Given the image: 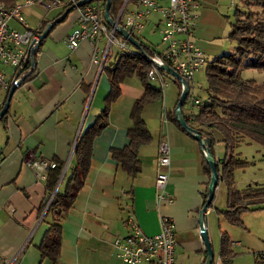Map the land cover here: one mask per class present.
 Returning <instances> with one entry per match:
<instances>
[{
    "label": "crops",
    "instance_id": "1",
    "mask_svg": "<svg viewBox=\"0 0 264 264\" xmlns=\"http://www.w3.org/2000/svg\"><path fill=\"white\" fill-rule=\"evenodd\" d=\"M199 2L194 41L206 56H218L222 53L214 40L219 39L218 28L225 23L223 0ZM67 7L45 8L39 3H23L21 10L29 26L43 31ZM78 13L76 6L70 8L48 29L39 45L35 71L15 87L7 113L0 118V264H127L114 254L111 242L115 235L128 231L126 219L129 216L147 234L158 232L161 218L169 217L174 223L176 262L202 264L206 251L199 236L198 217L201 193L209 176L203 168L199 141L166 114L173 113L179 95L164 96L163 91L160 98L143 105L141 114L152 139L139 147L140 170L133 177L112 157L110 148L122 147L128 141L126 131L132 126L130 110L144 90L135 73L122 78L120 92L110 103L106 124L93 138L88 172L72 204L60 217L61 244L56 261L40 255L38 244L51 217L49 213L45 214L46 205L40 210V204L48 196L45 187L48 168L40 170L37 163L62 162L49 201L56 190L63 189L74 165L73 149L77 138L104 105L109 83L102 68L116 53L107 57L101 67L91 62L90 45L86 40L73 49L68 47L65 37L76 25ZM150 18L145 25H150L152 31L155 30L156 15L152 14ZM7 23L17 30L24 26L13 17ZM140 41L145 43L144 37ZM145 44L151 47L149 43ZM175 80L179 92L180 81ZM150 82L162 89L160 82ZM190 82L192 88L193 79ZM5 93L6 90L0 87V105ZM191 97L184 102L189 103ZM189 108L182 109L181 106L188 119L200 107L193 106L191 115L188 114ZM212 134L214 146L217 143L223 145L221 134L217 130H212ZM162 140H166L170 148V162L165 168V189L173 196L170 203L155 196L158 145ZM258 145L259 150L264 149ZM223 154L213 153V157L219 160ZM212 211V207H207L203 213L210 246L213 244L209 220ZM233 229V226L219 229L229 231L232 250L242 253L251 249L253 253L254 250L264 253L261 233L245 226L232 234Z\"/></svg>",
    "mask_w": 264,
    "mask_h": 264
},
{
    "label": "trees",
    "instance_id": "2",
    "mask_svg": "<svg viewBox=\"0 0 264 264\" xmlns=\"http://www.w3.org/2000/svg\"><path fill=\"white\" fill-rule=\"evenodd\" d=\"M0 1L5 7L13 4L11 0ZM240 2L242 6L234 9V19L230 23L228 34L235 40L234 50L207 60L205 78L209 101L205 102L190 119L184 118L190 126L198 130L202 137L211 139L210 151L212 155V144L215 142L212 130H217L221 134L224 154L221 159H214L218 177L226 185V206L223 209L217 208V212L222 214L227 222L242 225L241 214L243 211L264 210V186L251 183L238 189L234 186L232 177L236 167H243L248 163L247 160L234 154L235 147L241 141H253L264 147V82L257 83L255 80L240 77V65L264 69V0H240ZM120 3L121 0H111L110 14L118 10ZM138 49L137 51H117L114 58L103 66L102 69L109 83V89L103 99L104 105L77 138L73 149L74 165L71 167L63 189L56 190L49 201L48 198L57 184L62 162H55V166L47 170L45 187L48 196L40 204V210L46 205L45 214H50L51 222L44 230L38 244L42 258L47 257L55 262L59 255L60 217L70 207L84 181L90 165L93 138L105 126L110 103L116 99L120 92L122 78L130 73L138 75L144 90L142 95L134 101L130 110L132 126L126 131L127 143L122 147H111L110 151L117 164L129 176L133 177L140 170L138 149L142 144L148 143L152 139L141 114L142 107L147 101L160 98L162 89L153 85L147 77L149 61L144 52H148L151 48L140 42ZM28 76L26 75L24 78ZM180 91L181 86L179 94ZM7 92L8 90H6L3 101L7 97ZM6 113L7 110L0 118H4ZM166 114L182 130L188 132L177 123L174 113L167 112ZM203 168L209 176L210 168L204 154ZM207 183L201 193V207L207 197ZM213 197L206 207H212ZM235 254L236 252L230 248L229 235L226 231L220 230L218 242L220 264H231ZM255 260L257 264H264V260L257 259V256Z\"/></svg>",
    "mask_w": 264,
    "mask_h": 264
},
{
    "label": "built area",
    "instance_id": "3",
    "mask_svg": "<svg viewBox=\"0 0 264 264\" xmlns=\"http://www.w3.org/2000/svg\"><path fill=\"white\" fill-rule=\"evenodd\" d=\"M78 0H16L11 6L5 7L0 1V87L8 90L11 85L18 86L21 78L35 71V62L40 53L38 27L29 26L23 16L22 4L39 3L45 8L53 6L75 5ZM105 0H90L76 6L79 10L76 25L65 37L70 49L75 48L82 40L90 45V60L102 67L105 59L117 51H137L126 37L118 33L116 27L124 28L140 44L145 24L152 14L155 30L160 35L159 44L162 49L157 51L150 47L144 52L149 61L147 77L149 80L166 84L159 65H168L188 82L193 79L194 72L207 63L204 50L194 41V29L198 20L199 0H121L118 10L109 15L114 21L110 25L104 18ZM111 5V3H110ZM110 9V7H109ZM23 23V29L17 30L8 25L9 18ZM31 70V71H30ZM30 71V72H29ZM29 72V73H28ZM181 89L183 83L180 82ZM209 97L192 96L188 114L192 107H201ZM169 144L166 140L158 145V171L154 179L155 196L165 203L173 201L172 194L165 189L167 179L166 166L170 162ZM202 153L205 154L204 148ZM40 170L55 166L54 161L37 163ZM128 231L115 235L111 245L114 254L127 264L146 262L147 264H178L175 257V231L173 221L163 216L160 230L154 234L143 232L136 220L129 216L126 219ZM205 249V247H204ZM206 258V256H205ZM204 258V260H205ZM203 260V262H204ZM202 262V264H203ZM210 264H220V257L213 255Z\"/></svg>",
    "mask_w": 264,
    "mask_h": 264
},
{
    "label": "rangeland",
    "instance_id": "4",
    "mask_svg": "<svg viewBox=\"0 0 264 264\" xmlns=\"http://www.w3.org/2000/svg\"><path fill=\"white\" fill-rule=\"evenodd\" d=\"M223 19L224 26L219 27L218 34L220 35L219 39H215L214 41L219 45L220 52L219 53H227L229 51H233L235 47V40L229 37L230 31V23L233 21L234 16L233 12L235 7H241L242 4L240 0H223ZM143 34V35H142ZM141 36L144 37L145 43H149L151 47H155L157 51L162 49V45L160 42V35L156 30L151 31L150 25H145ZM145 35V36H144ZM139 36V39L142 40L143 37ZM219 55V54H218ZM213 56L209 57L207 55V59H212ZM164 74L165 80H168V84H164L162 87V95L164 91V96H177L178 95V84L175 78L167 73L162 72ZM240 77L242 79H252L257 83L264 82V69H257L252 67H244L240 65ZM191 83V82H190ZM206 78H205V66L199 68L194 72L193 76V87L190 88L188 97L190 96H200L204 98L207 96L206 94ZM189 108V103L185 101L182 104V109ZM213 153L217 154L218 152H224L223 145L217 143V145L212 146ZM239 158L247 160L248 163L243 167H236L233 170V183L236 187H244L247 183H255L264 186V149L259 150V145L254 142L242 141L240 142L234 150ZM263 153V154H262ZM236 155V156H237ZM237 156V157H238ZM226 204V185L225 182L219 179V183H217L214 190V197L212 200V208L213 211L209 217L210 227L213 233V244L211 246L212 251L214 252V256H218L217 251V242H219V233L220 228H227L229 226H233L232 234H235L240 227L244 228L250 227L256 232H259L263 235L264 240V211L263 210H246L241 214L242 225L240 224H231L228 223L222 214L217 212V207L224 208ZM217 206V207H216ZM229 235V231L227 232ZM237 236H234L236 238ZM233 238V239H234ZM234 251V250H233ZM236 252L235 258L231 264H257L255 260V256L257 259L264 260V253L256 252L254 253L252 250H247V252Z\"/></svg>",
    "mask_w": 264,
    "mask_h": 264
},
{
    "label": "water",
    "instance_id": "5",
    "mask_svg": "<svg viewBox=\"0 0 264 264\" xmlns=\"http://www.w3.org/2000/svg\"><path fill=\"white\" fill-rule=\"evenodd\" d=\"M90 0H78L76 1L75 5H70L67 8H65V10L62 12V14H60L59 16H57L56 18H54L51 22H49L46 27L43 29V31L40 33L39 35V43L40 41L45 37L48 29L53 25V23H55L56 21L61 20L65 14L67 13V11L74 7V6H78L81 5L85 2H88ZM110 3L111 0H105V4H104V18L105 20L110 24L113 25L114 21L112 20V18L109 15V7H110ZM117 31L119 34H121L122 36L126 37L133 45H135L136 47H139L140 44L138 42V40L136 38H134L128 31H126L124 28L121 27H116ZM39 45V44H38ZM30 62L34 63L35 59L33 57L30 58ZM159 67L163 70H165L167 73L171 74L175 79H177L178 81L183 83V87L180 91L179 97L177 99V102L174 106V110L173 113L176 117L177 123L184 128L185 130H187L188 132H190V134L199 141L201 148H204L205 150V160L210 168V175H209V180L207 183V197L205 200L204 205L201 207L200 212H199V217H198V221H199V236L204 244L205 247V251H206V258L203 262V264H210L212 257H213V251L211 249L210 243H209V239H208V235H207V231L206 228L204 226L203 223V213L206 210V206L208 204V202L212 199L213 195H214V190L215 187L217 185V182L219 180L218 177V173L216 170V161L210 151V144H211V139L209 137H202L198 130L192 126H190L185 118L184 115L182 113L181 110V106L187 96V93L189 91V84L186 80H184L177 71H175L174 69H172L170 66L168 65H159ZM31 71V70H30ZM29 71V72H30ZM28 72V73H29ZM25 76H23L24 78ZM23 78H21V81L23 80ZM15 89V85H11L8 89L7 92V97L5 99V101L3 102L1 108H0V117L5 113V111L7 110L8 106H9V100L10 97L13 93Z\"/></svg>",
    "mask_w": 264,
    "mask_h": 264
}]
</instances>
